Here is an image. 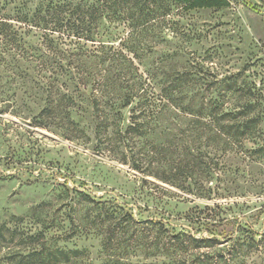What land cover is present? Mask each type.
<instances>
[{
    "label": "trees",
    "instance_id": "trees-1",
    "mask_svg": "<svg viewBox=\"0 0 264 264\" xmlns=\"http://www.w3.org/2000/svg\"><path fill=\"white\" fill-rule=\"evenodd\" d=\"M228 4L0 0V65L11 81H24L33 125L91 143L141 182L151 177L177 190L166 191L172 198L205 200L184 212L161 208L137 217L127 202L76 192L81 199L70 202H92L76 227L99 235L105 264H264V198L258 205L248 197L219 200L245 196L228 192L227 178L238 170L234 156L249 165L253 154L264 153V145L245 146L264 140V110L245 118L249 105L224 108L220 93L205 104L203 66L193 71L186 46L176 41L188 36L182 13ZM13 219L0 225V248L14 239L28 244L2 256L8 264H61L77 256L50 246L44 228Z\"/></svg>",
    "mask_w": 264,
    "mask_h": 264
},
{
    "label": "rangeland",
    "instance_id": "rangeland-1",
    "mask_svg": "<svg viewBox=\"0 0 264 264\" xmlns=\"http://www.w3.org/2000/svg\"><path fill=\"white\" fill-rule=\"evenodd\" d=\"M228 2L218 9L182 13L178 19L188 36L176 41L186 46L193 71L197 63L203 66L204 103L220 93L224 108L242 110L247 103L245 118H250L264 110V7L260 0ZM6 74L0 65V225L12 226L18 217L22 226L33 231L44 228L50 246L78 251L61 264H105L99 235L79 232L76 227L92 208L91 201L70 202L73 197L81 199L76 192L94 200L102 196L127 202L137 217L156 215L161 208L184 212L205 203L172 198L169 192L177 190L151 177L141 182L126 166L93 152L91 143L68 140L55 129L33 125L24 81H11ZM211 75L221 81L219 88L211 84ZM195 92L191 88L190 94ZM261 145L264 140L245 143L248 149ZM253 156L256 162L249 165L241 161L242 155L234 156L238 170L227 178V191L245 196L220 201L248 197L252 205H258L256 200L264 198V153ZM17 240L1 243L0 264H8L2 256L27 248L28 243Z\"/></svg>",
    "mask_w": 264,
    "mask_h": 264
}]
</instances>
